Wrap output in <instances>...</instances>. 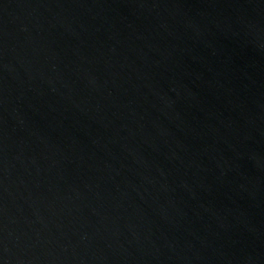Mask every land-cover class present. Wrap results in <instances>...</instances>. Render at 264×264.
<instances>
[{"label":"water","instance_id":"obj_1","mask_svg":"<svg viewBox=\"0 0 264 264\" xmlns=\"http://www.w3.org/2000/svg\"><path fill=\"white\" fill-rule=\"evenodd\" d=\"M0 264H264V0H0Z\"/></svg>","mask_w":264,"mask_h":264}]
</instances>
